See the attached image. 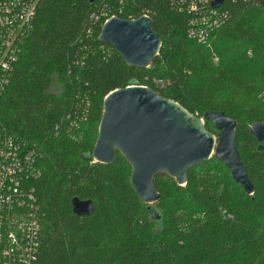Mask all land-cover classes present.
<instances>
[{"label": "trees", "instance_id": "16d2710c", "mask_svg": "<svg viewBox=\"0 0 264 264\" xmlns=\"http://www.w3.org/2000/svg\"><path fill=\"white\" fill-rule=\"evenodd\" d=\"M228 8L229 22L201 44L187 38V17L170 0L40 2L0 99L7 134L41 149L40 175L30 182L40 226L34 264H264V152L249 131L264 121V3ZM142 15L161 48L149 68L136 69L98 36L111 16ZM130 85L198 117L234 120L255 192L246 195L212 156L189 169L184 186L155 176L160 200L141 204L121 154L110 165L90 156L104 98ZM73 199L91 201L92 214L73 215Z\"/></svg>", "mask_w": 264, "mask_h": 264}, {"label": "water", "instance_id": "95a60500", "mask_svg": "<svg viewBox=\"0 0 264 264\" xmlns=\"http://www.w3.org/2000/svg\"><path fill=\"white\" fill-rule=\"evenodd\" d=\"M221 3L222 0L212 1L214 7ZM98 39L111 46L127 66L136 69L149 68L161 48V39L147 16L111 17L102 25ZM205 121L213 124L216 137L206 129ZM236 129L237 123L223 112H207L200 118L150 88L130 85L104 98L90 156L95 163L110 165L116 153L121 154L131 167V187L144 205L160 200L155 176L166 175L184 186L189 169L212 156L251 196L255 187L234 144ZM249 131L264 152V121L252 124ZM71 205L77 217L93 212L91 201L73 199Z\"/></svg>", "mask_w": 264, "mask_h": 264}, {"label": "built area", "instance_id": "2783aa9c", "mask_svg": "<svg viewBox=\"0 0 264 264\" xmlns=\"http://www.w3.org/2000/svg\"><path fill=\"white\" fill-rule=\"evenodd\" d=\"M41 1L0 0V99L9 86ZM212 1L170 0L174 11L187 17L188 39L206 43L231 19L229 5L264 3V0H222L220 6L214 7ZM156 84L164 87L162 82ZM40 150L35 143L7 134L0 123V264H34L37 259L40 226L30 182L40 175L36 167Z\"/></svg>", "mask_w": 264, "mask_h": 264}, {"label": "rangeland", "instance_id": "374dc122", "mask_svg": "<svg viewBox=\"0 0 264 264\" xmlns=\"http://www.w3.org/2000/svg\"><path fill=\"white\" fill-rule=\"evenodd\" d=\"M203 117V116H202ZM201 118V117H200ZM207 128H208V130L216 137L217 136V130H215V128H214V126H213V124L211 123V122H209L208 124H207ZM97 131H98V127H97ZM95 134V135H94ZM94 136H96L97 137V132H95V131H93L92 133H91V139H90V142L89 143H92L93 141H94ZM95 141H96V139H95ZM95 141H94V143H95Z\"/></svg>", "mask_w": 264, "mask_h": 264}]
</instances>
